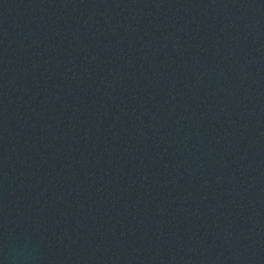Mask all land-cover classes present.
<instances>
[{"label":"water","instance_id":"obj_1","mask_svg":"<svg viewBox=\"0 0 264 264\" xmlns=\"http://www.w3.org/2000/svg\"><path fill=\"white\" fill-rule=\"evenodd\" d=\"M0 264H264V0H0Z\"/></svg>","mask_w":264,"mask_h":264}]
</instances>
